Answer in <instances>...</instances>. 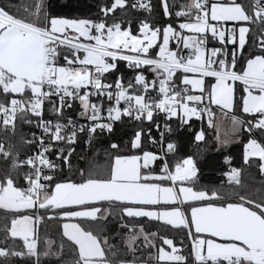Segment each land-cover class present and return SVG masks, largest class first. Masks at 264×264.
<instances>
[{"label":"snow or ice","instance_id":"1","mask_svg":"<svg viewBox=\"0 0 264 264\" xmlns=\"http://www.w3.org/2000/svg\"><path fill=\"white\" fill-rule=\"evenodd\" d=\"M205 120L219 185L180 154L181 132L204 151ZM0 210V264H264V0H100L89 17L0 0ZM73 220L66 260L40 232Z\"/></svg>","mask_w":264,"mask_h":264},{"label":"trees","instance_id":"2","mask_svg":"<svg viewBox=\"0 0 264 264\" xmlns=\"http://www.w3.org/2000/svg\"><path fill=\"white\" fill-rule=\"evenodd\" d=\"M50 5L55 7V10L60 12L61 14H65L67 16H78V17H89L94 16L97 12V6L100 3V0H49ZM63 5V6H61ZM121 67L123 65L121 64ZM195 126L197 129L201 127V121L194 120ZM121 125L117 124L116 128L118 133L121 130ZM203 128L206 132V142L200 143L199 147L204 149L202 153H197L196 146L192 144L191 140L186 137L183 132L178 133L179 139L181 141L180 145V154H193L197 156L198 163L201 168V183L206 184H215L219 185L221 182L220 173L224 170L222 165V156L217 153L215 144H214V136H215V129L209 128L207 120L203 122ZM154 134L159 136L156 133L155 128L153 129ZM194 136V133H193ZM126 137L121 136V146L123 147V140ZM159 145H157V148ZM79 151V147L77 149ZM229 154H231L235 158V166L239 167L242 164L241 154H242V145L233 144L230 146ZM104 154L103 152L100 153L99 156V163L104 162ZM75 163V160H74ZM82 166H85L82 164ZM68 175V173H65ZM243 182L249 190H254L255 188L260 186L261 177L259 176L258 172L255 169H249L247 172L243 174ZM4 211L0 210V228L4 225ZM142 218V222H143ZM64 221L56 222L51 221L46 226L41 227V241L48 240L54 243L55 247L58 249L61 243L65 244L64 247V254L66 260L72 259V248L68 246L65 239L62 237L60 224ZM74 222H77L74 220ZM162 223V222H161ZM116 221L112 218H108V223L106 225V234L110 237V243H114L115 240L112 239L114 232H115ZM151 228V230H157L161 233L168 232L169 236H175L177 243L181 240V235L177 234L173 231H168V229L161 227L157 222H152L150 225H146ZM95 228V225H92ZM186 250L185 254H187V249L190 248V241H186ZM17 264H21V262H17ZM43 264H49L47 260H44Z\"/></svg>","mask_w":264,"mask_h":264},{"label":"rangeland","instance_id":"3","mask_svg":"<svg viewBox=\"0 0 264 264\" xmlns=\"http://www.w3.org/2000/svg\"><path fill=\"white\" fill-rule=\"evenodd\" d=\"M218 115H221V114L219 113ZM225 126H227V123L225 124ZM64 222H72V223H75L74 220L73 221H64Z\"/></svg>","mask_w":264,"mask_h":264},{"label":"crops","instance_id":"4","mask_svg":"<svg viewBox=\"0 0 264 264\" xmlns=\"http://www.w3.org/2000/svg\"><path fill=\"white\" fill-rule=\"evenodd\" d=\"M219 113H217V115H218ZM225 127H227V126H225ZM215 134H216V132H215ZM219 242V241H218Z\"/></svg>","mask_w":264,"mask_h":264},{"label":"built area","instance_id":"5","mask_svg":"<svg viewBox=\"0 0 264 264\" xmlns=\"http://www.w3.org/2000/svg\"><path fill=\"white\" fill-rule=\"evenodd\" d=\"M194 119V118H193ZM190 244H191V242H190Z\"/></svg>","mask_w":264,"mask_h":264}]
</instances>
